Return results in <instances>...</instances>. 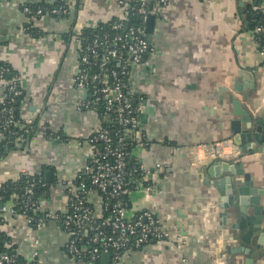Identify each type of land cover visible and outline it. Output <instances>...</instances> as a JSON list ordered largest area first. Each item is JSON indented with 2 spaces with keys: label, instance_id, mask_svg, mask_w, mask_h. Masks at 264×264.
Instances as JSON below:
<instances>
[{
  "label": "crops",
  "instance_id": "obj_1",
  "mask_svg": "<svg viewBox=\"0 0 264 264\" xmlns=\"http://www.w3.org/2000/svg\"><path fill=\"white\" fill-rule=\"evenodd\" d=\"M117 1L82 0L71 22L47 13L34 18L33 27L42 32L34 37L28 32L31 20L22 0H0V61L21 75L25 91L21 116L40 118L52 133L38 131L27 147L0 159V185L24 173L47 178L50 172L51 179L57 180L52 188L55 205H64L59 183H75L89 156L88 138L102 126L96 113L80 108L85 91L80 92L74 83L78 45L68 34L72 21L90 26L119 15L122 9ZM256 6L264 8V0H170L156 17L150 41L155 54L147 56L145 76L134 87L137 101L145 100V117L140 116L141 131L133 136L139 141L133 153L156 174H160L157 164L166 169L159 175V191L150 196L135 193L131 210L154 211L182 244L151 243L121 264H252V259L253 264H264L263 245L257 249L234 235L231 238L229 227L220 228L214 199L219 190L212 185L217 178L207 169L210 159L196 163L192 154L231 136V121L238 116L230 96L242 99L253 116L264 114V57L248 29L249 13ZM244 71L253 75L254 88L249 87ZM237 83L242 85L239 90ZM5 91L6 83L0 81V102ZM260 147L231 162L241 164L251 176L254 188L262 191L264 206V150ZM247 208L252 212V207ZM262 217L264 244V213ZM0 229L25 258L37 250L40 264H82L68 253L67 234L55 221L33 226L7 216ZM247 248L249 253L244 252Z\"/></svg>",
  "mask_w": 264,
  "mask_h": 264
},
{
  "label": "built area",
  "instance_id": "obj_2",
  "mask_svg": "<svg viewBox=\"0 0 264 264\" xmlns=\"http://www.w3.org/2000/svg\"><path fill=\"white\" fill-rule=\"evenodd\" d=\"M169 1L138 0L133 4L132 0H118L122 12L102 22L112 24L118 31L115 35L103 32L102 35L94 36L91 40L81 36L82 29L97 28L100 23L90 26L77 25L74 29L71 38L78 45L74 83L80 92L85 90L89 92L88 98L81 102L80 108L96 113L102 124L104 120L112 118L114 122L124 127V130L115 132L117 138H114L108 128L101 126L88 138L89 156L75 183H59L64 189V205L57 207L52 193L49 198H41L37 202L30 203L28 195L33 194V188L38 184L33 176L35 174L32 173L22 174L28 179V184L24 187L27 194L25 202L31 204L33 212L46 210L45 218L35 219V215H29L26 211L19 212L13 201H3L4 196L0 192L2 221L7 216H11L25 219L31 225L36 220L35 226L50 221L57 222L67 234L65 246L68 253L73 260L82 264H101V257L105 252L111 254V264H121L129 261L136 251L151 243L174 246L182 244L181 238L175 241L167 224L154 211L142 209L134 213L127 202L133 199L135 193L150 196L158 192L161 183L159 175L166 169V165L157 164L160 174H156L140 163L135 155L138 166L131 168L124 138L132 137L141 131L140 116L145 109V100L137 101L134 87L145 76L147 56L155 54L146 33V20L149 16L160 15ZM77 2V0H63V5L51 12L61 14V18L71 22L77 10L75 9ZM29 4L30 1L22 0L23 11L32 20L38 15H32L33 11ZM262 12L264 8L256 6L250 13ZM41 13L44 12L39 10L37 14L41 15ZM130 15H137L140 23L130 24ZM263 31L264 28L259 26L253 32L259 52L264 57V44L261 45L256 38L257 33ZM0 81L6 83L8 90V93L4 94L2 104L9 97V92L18 96L22 94L19 89L22 88L21 75L17 71L12 72L10 67L0 65ZM100 102L105 106L103 115H100L97 108ZM1 112L7 115L6 124H15L23 130L17 140L25 142L27 140L25 134L29 132L35 119L22 118V121H15L12 108L8 107H4ZM0 119H2L1 115ZM39 127L43 134H47V127L41 120ZM9 133L13 132L7 127L0 130V142L4 141L7 145ZM192 154L194 162L198 163L208 157L210 160L232 161L242 152L232 139H224L203 145ZM39 182L42 180L39 179ZM100 192L105 197H102ZM10 244L13 245V242L10 241ZM37 244L38 242H35V245ZM18 255H21L19 251L13 255L0 253V264H19ZM26 259L40 263L39 252L34 251L31 258Z\"/></svg>",
  "mask_w": 264,
  "mask_h": 264
},
{
  "label": "water",
  "instance_id": "obj_3",
  "mask_svg": "<svg viewBox=\"0 0 264 264\" xmlns=\"http://www.w3.org/2000/svg\"><path fill=\"white\" fill-rule=\"evenodd\" d=\"M155 21V16H149L146 20V33L149 41L153 39ZM242 73L249 78V87L254 88L253 75L245 71ZM241 87L242 85L238 83L235 85L236 90ZM88 93V90H85V98ZM235 95L230 96V101L233 103L234 114L238 118L231 121L232 134L225 139H232L242 153L256 149L258 144L261 146L259 149L264 150V114L253 116L244 108L242 99L235 98ZM144 117L145 114L142 115V119ZM207 166L209 174L217 178L212 182V185L219 190L218 198L214 199L218 206L220 228L229 227L231 238L234 235L236 240L240 239L243 243L261 249L262 245L264 246L260 237L262 235L261 225L264 213V206L260 200L262 191L254 188L251 176L245 174L244 168L239 163L215 159L210 160ZM224 173H228V175H223ZM241 175L244 176L243 179L235 177ZM47 179L52 180L50 172L47 173ZM248 206L252 207V212H249ZM254 237H257V239L253 242ZM228 249V251H231L230 248ZM250 250L247 248L244 252L249 253ZM101 258V264H111V254L109 252L103 253ZM252 260H249V262L253 264L254 260Z\"/></svg>",
  "mask_w": 264,
  "mask_h": 264
},
{
  "label": "trees",
  "instance_id": "obj_4",
  "mask_svg": "<svg viewBox=\"0 0 264 264\" xmlns=\"http://www.w3.org/2000/svg\"><path fill=\"white\" fill-rule=\"evenodd\" d=\"M77 1L78 2L75 9L78 10L82 0H77ZM132 1H133L132 3L135 4L137 3L138 0H132ZM61 5H63V0H55L53 3L30 2L29 7L33 11L32 15H38L35 16V18H38L46 13L55 18H61L62 17L61 14H54L53 12H51L52 10L59 8ZM39 10H42L44 13H41V15L37 14ZM76 11L74 13L75 16L77 13ZM248 21H249L248 29L252 31H254L259 26H262L264 28V12L250 13ZM139 23H140V19L138 18L137 15H130V24H139ZM76 26H77V22L72 21L70 27L71 33L68 34L69 38L73 36L74 29L76 28ZM28 27H29L28 32L32 36L39 37L42 34L40 30L33 27L32 20L31 22L28 23ZM103 32H109L110 35H115L116 32L118 31L117 29L113 28L112 24L100 23L97 28L86 27L82 29L81 36L91 40L94 36L102 35ZM256 38L261 45L264 44V31L261 33H257ZM0 65L10 67L11 71L15 72L14 69H12V67L9 64H6L5 62L0 61ZM6 78L8 77L6 76ZM19 89H21L22 91L21 95L18 96L9 92L10 95L7 98L6 102L4 104L0 102V115L2 116V119H0V130H3L4 127H7L11 132H13V133H9L7 145H5L4 141L0 142V159L7 156V154L12 150L22 149L27 147L30 140L34 137L35 133L40 131V127H39L40 118H35L33 125L29 128V132L25 134L27 140L25 142H19L17 140V137L23 132V130L15 124H6L5 119L7 115L5 112L4 113L1 112V110L4 107L12 108L15 121H22L23 117L21 116L20 107H21V102L25 96V91L21 87H19ZM6 91L7 92L5 93H8L7 89ZM97 108L100 115L105 114V106L102 102L98 104ZM102 127L108 128V130H110L111 132V136L114 138H117L115 132H117L118 130H122V131L124 130V127L114 122L112 118H109V120H104ZM47 135L48 136L52 135L49 129H47ZM124 145L126 147V152L129 155L130 167L136 168L138 166L137 165L138 161L135 159V156L133 154L134 149L136 147V141L134 140L133 136L124 138ZM33 176L37 179L38 184L34 186L33 194L28 195L30 203L37 202L41 198H49L52 193L53 185L57 182L56 178L49 181L43 174H35ZM134 176H136V174H134ZM39 179H41L42 182H39ZM27 180H28L27 176L22 175L18 179H11L3 182L2 185L0 186V192L4 196L3 201L4 202L13 201L19 212L26 211L29 215H35V219L45 218L46 210H38L36 212H33V208L30 206L31 204L30 203L26 204L25 202V199L27 198V194L25 192L24 187L28 184ZM76 184H78V182H76ZM86 184L88 185V187H90V184L88 182ZM100 195L102 197H105V195L101 192ZM127 202H129L128 205L131 208L132 207L131 201L127 200ZM0 223H2V218H0ZM36 224L37 221L35 220L33 226H35ZM10 241L11 238L9 237V235H7L5 231L0 229V253H7L8 255H13L18 253V249L16 245L14 244L11 245ZM17 262L19 264H40L34 261L31 262L21 255H18Z\"/></svg>",
  "mask_w": 264,
  "mask_h": 264
}]
</instances>
